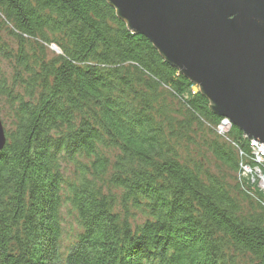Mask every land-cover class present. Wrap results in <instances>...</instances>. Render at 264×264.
I'll list each match as a JSON object with an SVG mask.
<instances>
[{"label":"trees","instance_id":"obj_1","mask_svg":"<svg viewBox=\"0 0 264 264\" xmlns=\"http://www.w3.org/2000/svg\"><path fill=\"white\" fill-rule=\"evenodd\" d=\"M1 63L0 264H264L249 142L105 0H0Z\"/></svg>","mask_w":264,"mask_h":264},{"label":"water","instance_id":"obj_2","mask_svg":"<svg viewBox=\"0 0 264 264\" xmlns=\"http://www.w3.org/2000/svg\"><path fill=\"white\" fill-rule=\"evenodd\" d=\"M105 1L198 88L214 114L264 146V0ZM6 140L0 121V151Z\"/></svg>","mask_w":264,"mask_h":264},{"label":"rangeland","instance_id":"obj_3","mask_svg":"<svg viewBox=\"0 0 264 264\" xmlns=\"http://www.w3.org/2000/svg\"><path fill=\"white\" fill-rule=\"evenodd\" d=\"M0 69H2V73L4 76L8 77L10 74V69H8V66L5 63L0 64ZM198 90V88L195 86L193 91ZM0 121L1 125L3 127L4 133H7L12 129L11 127V120L9 118V115L7 113V108L3 104V102H0ZM229 124L227 120L223 119V122L221 125H219L218 128H216V134L220 137L224 134V128L225 126ZM243 138L246 139L245 135H243ZM247 140V139H246ZM248 141V140H247ZM249 142V149L251 151L252 155V162L253 165L248 166L245 165L241 167L240 171L236 174H234V180L231 184H236L239 186L243 191L248 190V192L252 193L253 195L257 194L264 199V170L262 166L264 165V146L262 144L257 145V141H248ZM255 144V146L253 145ZM259 158L257 159L256 156ZM64 170L66 171V176L69 177L71 170V166L64 167ZM69 207L67 205H63L61 209V217H62V225L61 228L63 229V236H62V244L68 245V243L71 241L72 237L74 236V233L77 231L75 228V222L74 218L70 216ZM138 219V218H137Z\"/></svg>","mask_w":264,"mask_h":264},{"label":"built area","instance_id":"obj_4","mask_svg":"<svg viewBox=\"0 0 264 264\" xmlns=\"http://www.w3.org/2000/svg\"><path fill=\"white\" fill-rule=\"evenodd\" d=\"M255 146V144H253ZM256 156V155H255ZM257 159H259L257 156H256Z\"/></svg>","mask_w":264,"mask_h":264}]
</instances>
